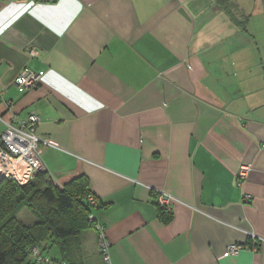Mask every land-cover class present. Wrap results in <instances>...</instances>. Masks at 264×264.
<instances>
[{
    "label": "crops",
    "instance_id": "1",
    "mask_svg": "<svg viewBox=\"0 0 264 264\" xmlns=\"http://www.w3.org/2000/svg\"><path fill=\"white\" fill-rule=\"evenodd\" d=\"M236 3L0 0V87L40 114L47 179H88L113 264H264V0ZM24 69L42 76L20 93ZM17 219L38 222L28 206ZM45 246L105 264L96 226Z\"/></svg>",
    "mask_w": 264,
    "mask_h": 264
},
{
    "label": "trees",
    "instance_id": "2",
    "mask_svg": "<svg viewBox=\"0 0 264 264\" xmlns=\"http://www.w3.org/2000/svg\"><path fill=\"white\" fill-rule=\"evenodd\" d=\"M228 1H231L232 7L237 4L236 0ZM233 19L239 27L246 29L243 21ZM90 194L94 195L85 176L72 180L64 187L49 181L45 173L26 185L8 178L1 179L0 264H35L28 259L26 249L29 246L37 245L44 253L47 249L45 244H63L65 239L95 227V219L92 220L91 216L99 202L96 198L97 204L92 205L88 200ZM23 206L34 211L37 223L27 225L17 219V213ZM161 211L170 212L167 208H161Z\"/></svg>",
    "mask_w": 264,
    "mask_h": 264
},
{
    "label": "built area",
    "instance_id": "3",
    "mask_svg": "<svg viewBox=\"0 0 264 264\" xmlns=\"http://www.w3.org/2000/svg\"><path fill=\"white\" fill-rule=\"evenodd\" d=\"M42 74L32 69L22 70L15 78V85L20 93H26L39 87ZM9 114V118L4 116V111ZM41 116L33 111L25 117L19 116L14 111V100L5 97V90L0 87V121L5 128L0 139V180L8 178L16 181L20 185H26L33 181L39 174L50 175L48 167L45 165L42 154L43 147L51 145V142L38 134L37 128L41 123ZM252 169L251 163L242 164L239 171V178H246ZM175 197L167 192L158 191V204L163 209H170L171 201ZM88 200L92 205L97 204V199L90 194ZM91 219H95L94 215ZM100 231V248L103 253L105 264H113L110 254V244L105 237L103 226L97 224ZM253 242H261L263 238L251 233ZM242 243L233 242L226 246L224 256L228 257L238 254L243 250ZM28 259L35 264H55L46 256L42 249L37 246H29L26 249ZM65 264V263H61Z\"/></svg>",
    "mask_w": 264,
    "mask_h": 264
},
{
    "label": "rangeland",
    "instance_id": "4",
    "mask_svg": "<svg viewBox=\"0 0 264 264\" xmlns=\"http://www.w3.org/2000/svg\"><path fill=\"white\" fill-rule=\"evenodd\" d=\"M243 10V8L240 6V5H237L235 7H233V15H238V14H242L241 10ZM255 11L254 10H249V16L254 13ZM244 15V14H243ZM255 15V14H254ZM241 19H243L242 15H241ZM255 24H256V21L254 20V26L252 25V28H255ZM5 126L4 124L0 121V133L4 130ZM48 254L50 253L49 250L47 252ZM52 255V254H51Z\"/></svg>",
    "mask_w": 264,
    "mask_h": 264
},
{
    "label": "bare ground",
    "instance_id": "5",
    "mask_svg": "<svg viewBox=\"0 0 264 264\" xmlns=\"http://www.w3.org/2000/svg\"><path fill=\"white\" fill-rule=\"evenodd\" d=\"M5 116V115H4ZM6 117V116H5ZM6 118H9V117H6ZM10 119V118H9Z\"/></svg>",
    "mask_w": 264,
    "mask_h": 264
}]
</instances>
